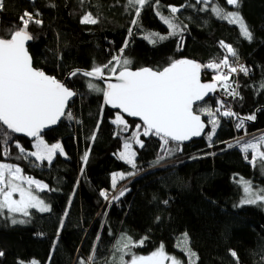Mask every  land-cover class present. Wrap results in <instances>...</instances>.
<instances>
[{"label": "trees", "instance_id": "obj_1", "mask_svg": "<svg viewBox=\"0 0 264 264\" xmlns=\"http://www.w3.org/2000/svg\"><path fill=\"white\" fill-rule=\"evenodd\" d=\"M192 3L194 0H160L159 9L141 10L140 27L133 28L130 37L128 29L134 16L125 8V0H37L35 3L4 0L0 37L7 30L19 27V17L25 11L39 12L42 26L29 27L34 39L28 51L34 67L65 82L78 95L69 106L74 119L64 117L59 126L43 135L49 144L61 143L66 156L57 154L51 166L46 161L33 164L32 158L17 159L15 142L27 151H34V141L16 134L6 146L8 154L0 155V163L18 165L25 175L48 185V189L38 194L52 209L48 213L30 210V222L25 225H12L10 220L0 217V251L4 253L0 264H18V261L29 264L31 260L39 264H80L81 260H88L93 249L95 264H109L114 256H120L115 245L125 235L134 242L148 238L142 247L133 249L137 255H149L163 244L168 254L187 264V256L177 246L185 233L188 246L197 254L196 264H237L230 251L237 253L239 264H264V208L236 207L242 188L234 180L243 177L251 180L254 187L264 188V176L243 158L238 147L227 148V144H235L240 137L264 132V91L258 87L264 82V0H241L238 11L253 34L250 42L240 35L237 25L216 17L210 8L199 11L203 5L185 7L176 14V22L186 26L179 35L155 44L144 39L149 33L167 36L170 31L155 15L156 10L168 16V6ZM213 3L226 11L237 10L227 5L226 0H213ZM88 12L97 18L96 24L80 23L82 15ZM126 40L129 45L123 56L131 61L129 67L133 70L162 69L172 60L184 58L204 65L220 62L226 56L234 66L243 65L249 70L247 75L232 74L239 93L235 101L230 103L219 93L199 106L215 110L217 101L224 100L225 106L240 116L254 114L256 120L245 121V128L238 131L235 118L218 117L220 124L209 147L207 134L211 125L208 117L202 115L207 123L204 137L179 145L182 151L172 155H165L158 137L141 135L143 147L133 145L137 169H132L117 154L123 150L124 138L142 122L124 116L130 129L117 135L119 131L111 123L117 110L103 104L102 94L86 88L89 78L69 79V73L74 70H91L93 66L107 64L119 54ZM221 41L231 45L238 58L232 57ZM214 72L203 69V80L213 81ZM94 82L106 87L105 83ZM94 132L95 140H92ZM4 148L0 145V152ZM89 149L88 162L84 165L81 158ZM159 157L163 159L153 166ZM130 171L136 174L118 182L113 192L112 174ZM119 188L128 190L111 203L99 195L100 190L118 194ZM70 197L69 214L64 217ZM61 219H64L62 229Z\"/></svg>", "mask_w": 264, "mask_h": 264}, {"label": "snow or ice", "instance_id": "obj_2", "mask_svg": "<svg viewBox=\"0 0 264 264\" xmlns=\"http://www.w3.org/2000/svg\"><path fill=\"white\" fill-rule=\"evenodd\" d=\"M226 4L234 6L237 10L226 11L224 7L215 5L213 0H194L192 4L168 6V16L156 10L155 15L170 31L167 36L155 32L149 33L144 36V39L155 44L170 36L179 35L186 26L176 22L178 20L176 14L182 8L203 5L204 7H200L199 11H207L210 8L216 17L226 20L229 24L238 25L240 35L250 42L253 39V34L238 11L241 0H226ZM51 6L55 7V5ZM125 8L134 16L130 21L131 27L128 29L131 37L134 34L133 28L140 27L141 10L145 8L159 9L160 0H125ZM3 10L4 0H0V11ZM39 15V12L25 11L19 17V27L7 30L6 35L0 37V145L5 146L0 155L8 154L6 146L13 140V134L22 133L33 138L32 147L35 151H27L16 141L15 148L19 153L17 159L33 157L35 158L32 161L33 164L46 161L47 165L51 166L57 154L60 156H66V154L61 143H47L42 131L49 126L56 125L63 117H67L69 120L74 119L73 113L69 109V101L78 93L64 82L33 66V59L26 44L34 39L29 32L30 25L42 26L43 24V21L38 18ZM97 22V18H94L91 12L85 13L80 19L81 24H96ZM128 45L129 41L126 40L119 50V54L113 56L107 64L93 66L91 70H74L69 73V79L76 76L95 78L100 81L115 78L116 83L107 82L106 87H101L92 79H88L86 88L91 92L102 94L104 105H110L111 108L119 110L111 121L120 130L117 135L127 132L129 129L124 113L129 117H138L142 122L135 126V130L131 132L130 136L124 138L123 150L117 154L118 159L130 165L132 169H137V153L133 150V145L143 147V142L139 138L141 135L158 137L161 141L160 147L165 155H172L177 151H182L179 147L182 142L199 137L204 133L207 125L202 120V115L208 117V124L211 125L210 133L207 134L209 147L212 146L213 135L220 124L218 117L235 118V128L238 131L245 128V121L256 120L254 114L242 117L230 107H225L224 100L217 101L215 110L210 106L194 107L197 102L204 101L209 93H214L218 84L223 86L227 94L235 99L239 93L236 88L232 87L230 77L238 71L247 75L249 70L243 65L239 67L230 65L229 58L226 56L220 62H209L204 65L184 58L172 60L162 69L143 67L133 70L129 67L131 61L123 56L124 49ZM221 45L232 57H237V53L231 45L224 44L223 41H221ZM222 67L228 71L221 72ZM203 69L217 72L213 77V82H202ZM106 70H108L107 76ZM258 87L264 91V82ZM96 128L99 129V123ZM91 139L95 140V132ZM173 142L176 147H170ZM233 147H238L244 154L243 158L254 170L264 176V134L247 140L240 137L235 144H227V148ZM89 152L90 149L86 150L81 158L84 165L88 162ZM161 159L163 157H159L153 166L159 164ZM83 173L84 168L82 167L81 175ZM135 174L131 171L126 174L123 172L113 173L111 176L112 191L115 192L117 189L119 180H124L126 176ZM234 180L242 188V196L236 207L256 205L264 208V188L254 187L251 180H246L243 177L238 180L234 177ZM46 189H48L47 184L24 175L20 166L0 163V217L10 220L11 224L16 225L30 222L32 215L30 210H35L38 213L51 212V205L47 204L38 194ZM127 190L126 188L121 189L118 194L113 195H110L108 190H100L99 195L111 203L123 197ZM17 193L19 198L14 199V194ZM73 195H75V189ZM71 203L70 197L68 207L63 213L64 217L68 216V208L71 207ZM164 203L166 204L167 201ZM16 214L28 219H18ZM63 226L64 219H61L59 228L62 229ZM97 238L99 239V237ZM147 239L144 237L139 242H134L130 236H121L115 245V251L120 253L119 264H165V262L183 264L179 258L168 254L163 244H160L149 255H137L133 249L142 247ZM187 241L188 235L185 233L177 246L187 256V264H196L197 254L188 246ZM95 251L93 249L88 260H81L80 264H95ZM230 254L236 258L237 264H239L237 253L230 251ZM125 255H128L130 259L125 260ZM2 256L4 253L0 251V257ZM18 264H24V261H18ZM29 264H39V262L31 260Z\"/></svg>", "mask_w": 264, "mask_h": 264}, {"label": "water", "instance_id": "obj_3", "mask_svg": "<svg viewBox=\"0 0 264 264\" xmlns=\"http://www.w3.org/2000/svg\"><path fill=\"white\" fill-rule=\"evenodd\" d=\"M23 1H26V2H29V3H35L37 0H23ZM30 43H31V41L27 42V44H26L27 49H28ZM29 54H30V53H29ZM33 66H34V63H33ZM89 79H92V80L97 81V82L105 83V85H106L107 82L116 83V80H115L114 77H112L111 80H106V81L96 80L95 78H89ZM201 79H202V82H212V81H204V80H203V70H202V73H201ZM64 83H65V82H64ZM218 94H219V90H218V85H217V89H216V91H215L214 93H209V95H208L207 97H205V100H204V101L197 102V105L194 106V107H197V106H199V105L205 103L207 100H209V99H211V98H214V97L217 96ZM76 97H77V96H76ZM76 97L72 98V99L69 101V106H70V104H71L73 101L76 100ZM109 106H110V105H109ZM115 110L119 111L118 109H115ZM123 115H124L125 117L129 118L130 120H133V121H140V119H139L138 117H129V116H127L126 113H124ZM63 118H64V117H63ZM63 118H61V121L58 122L56 125H52V126H49V127L46 128V129H44V130L42 131V135H44V134L47 133L48 131H50V130L56 128L57 126H59V124L62 122ZM201 118H202V120H204L203 116H202ZM140 122H141V121H140ZM204 122H205V124L207 125V123H206L205 120H204ZM206 132H207V126H206V128H205V130H204V133H202L201 136H199V137H193L191 140H189V141H184V142H182L180 145H186V144H190L191 142H193V141H195V140H200L201 138L204 137V135L206 134ZM16 135H17V136H20V137H23V138H26V139H28V140H30V141H34L33 138L27 137V136H25V135L22 134V133H16ZM173 143H174V142H173ZM174 144H175V143H174Z\"/></svg>", "mask_w": 264, "mask_h": 264}, {"label": "rangeland", "instance_id": "obj_4", "mask_svg": "<svg viewBox=\"0 0 264 264\" xmlns=\"http://www.w3.org/2000/svg\"><path fill=\"white\" fill-rule=\"evenodd\" d=\"M238 26V25H237ZM240 72L238 71L237 73H233V74H235L236 76H238V74H239ZM217 74V72H214V74H213V77L215 76ZM213 77H212V80H213ZM94 82V81H93ZM213 82V81H212ZM129 125V124H128ZM116 126V129H118L117 131H120L119 130V128H118V126L117 125H115ZM129 129H130V125H129ZM129 129H128V131H129ZM127 131V132H128ZM120 134H124V132L123 133H120ZM261 134H264V132H261V133H258V134H256V135H248V136H245L247 139H251L252 137H258V136H260ZM246 138H244L245 140H247ZM134 150V149H133ZM34 151H35V149H34ZM29 158H32V159H35V158H33V157H29ZM55 158V157H54ZM39 163H41V162H39ZM24 174V173H23ZM25 175V174H24ZM121 180H119L118 182H120ZM118 188V187H117ZM120 190H121V188H119ZM118 189V190H119ZM14 199H18L19 198V196H18V193L17 194H14V197H13ZM17 215V218L18 219H25V217H22L20 214H16ZM13 225V224H12ZM16 225H25V224H16ZM113 257V256H112ZM114 257H115V259H114ZM111 260H110V262H109V264H119V257L118 256H114ZM124 259L125 260H127V255H125L124 256ZM165 264H169V262H165Z\"/></svg>", "mask_w": 264, "mask_h": 264}, {"label": "built area", "instance_id": "obj_5", "mask_svg": "<svg viewBox=\"0 0 264 264\" xmlns=\"http://www.w3.org/2000/svg\"><path fill=\"white\" fill-rule=\"evenodd\" d=\"M230 65H232V66H234L233 64H231L230 63ZM228 70L227 69H224L223 67H222V69H221V72H223V73H226ZM233 78V76L231 75V77H230V83H231V85H232V87L233 88H236V90L238 91V87H237V84L234 82V80L232 79ZM218 90H219V93L220 94H222L225 98H227V100L230 102H233V101H235L237 98H238V96L235 98V99H233V97L232 96H229L228 94H227V92L225 91V89L223 88V86H221L220 84H218ZM230 102V103H231ZM225 107H229L228 105H226Z\"/></svg>", "mask_w": 264, "mask_h": 264}]
</instances>
